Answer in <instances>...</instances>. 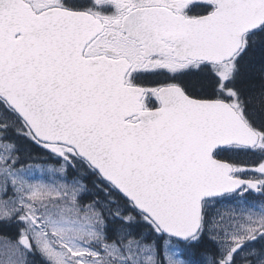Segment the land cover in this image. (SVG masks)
<instances>
[{"label":"snow or ice","instance_id":"1","mask_svg":"<svg viewBox=\"0 0 264 264\" xmlns=\"http://www.w3.org/2000/svg\"><path fill=\"white\" fill-rule=\"evenodd\" d=\"M0 264H264V0H0Z\"/></svg>","mask_w":264,"mask_h":264},{"label":"trees","instance_id":"2","mask_svg":"<svg viewBox=\"0 0 264 264\" xmlns=\"http://www.w3.org/2000/svg\"><path fill=\"white\" fill-rule=\"evenodd\" d=\"M33 155H43V153H40L38 150L34 149ZM209 247H210V245H209Z\"/></svg>","mask_w":264,"mask_h":264},{"label":"rangeland","instance_id":"3","mask_svg":"<svg viewBox=\"0 0 264 264\" xmlns=\"http://www.w3.org/2000/svg\"><path fill=\"white\" fill-rule=\"evenodd\" d=\"M34 163H39V161H34ZM85 202H87V201H85Z\"/></svg>","mask_w":264,"mask_h":264}]
</instances>
